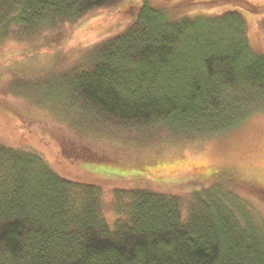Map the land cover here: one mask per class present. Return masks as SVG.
<instances>
[{
	"label": "trees",
	"instance_id": "trees-1",
	"mask_svg": "<svg viewBox=\"0 0 264 264\" xmlns=\"http://www.w3.org/2000/svg\"><path fill=\"white\" fill-rule=\"evenodd\" d=\"M124 1L0 0V46L37 44L67 25L63 44ZM78 52L50 76L0 85V264H264V209L243 182L209 176L177 191L182 182L92 170L84 163H106V154L77 142L202 138L264 110V54L252 50L243 15H178L135 0L131 23ZM51 77L62 85H45ZM43 88L65 99L31 98ZM17 99L49 106L73 136L19 130ZM42 146L56 149L53 162Z\"/></svg>",
	"mask_w": 264,
	"mask_h": 264
},
{
	"label": "rangeland",
	"instance_id": "rangeland-1",
	"mask_svg": "<svg viewBox=\"0 0 264 264\" xmlns=\"http://www.w3.org/2000/svg\"><path fill=\"white\" fill-rule=\"evenodd\" d=\"M148 1L155 7L177 8L178 15L217 16L226 10H237L246 21L252 50L256 54H264V0ZM134 12L135 0H125L119 7L102 11L81 22L72 37L63 44L57 40L58 30L67 29V25L46 32L37 44L8 40L0 46V85L10 77L25 79L34 72L50 76L49 72L59 64L60 59L65 61L64 58L69 59L86 46L123 29L134 19ZM61 83L60 78L51 77L47 78L45 85L60 86ZM12 85L13 82L8 87ZM44 94L46 97L49 95L47 100L52 96L65 99V95L49 90L47 92L44 88L39 94L27 93L26 96L39 99ZM17 100L13 109L17 111L19 130L22 129L20 125H23L24 128L37 129L41 134L46 133V136H50V129L65 136H73L71 130L66 129V124H61V118L49 106ZM59 111L65 114L62 110ZM69 111L67 108V114L76 116ZM67 114L66 117L69 118ZM72 117L71 120H75ZM77 142L106 154V163H84L92 170L182 182L181 187L176 188L177 191L182 190L183 184L196 189V186L208 184L211 179H206L209 176L222 177L238 186L243 182V193L247 197L250 195V198L259 197L253 199V202L257 208L264 209V192L262 195L257 192L261 186L264 187V110L254 112L229 130L202 138L163 142L148 147L103 143L93 138L85 141L79 136ZM42 148L49 161L53 162L49 153L56 149L48 150L45 146ZM57 167L60 168L59 165ZM190 180H194V183ZM141 185L149 186L147 183ZM106 213L108 216L114 214L110 208L106 209Z\"/></svg>",
	"mask_w": 264,
	"mask_h": 264
}]
</instances>
